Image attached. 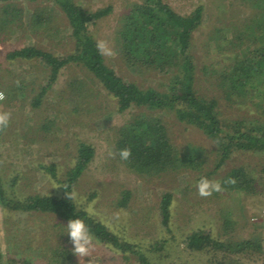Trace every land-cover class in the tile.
Segmentation results:
<instances>
[{
	"label": "rangeland",
	"instance_id": "1",
	"mask_svg": "<svg viewBox=\"0 0 264 264\" xmlns=\"http://www.w3.org/2000/svg\"><path fill=\"white\" fill-rule=\"evenodd\" d=\"M74 1L91 11L112 5L110 13L89 23L96 40L109 50L103 52L106 62L125 79L142 87L163 88L166 81L163 73L132 66L119 53L121 17L133 3L141 0ZM164 1L181 14H189L199 5L204 8L202 22L191 39L197 92L218 97L226 121L259 117L256 102L260 97L254 94L250 99L231 102L218 80L210 75L212 68H220L235 53L252 54L255 48L264 46V32L258 30L255 34L247 27L256 25L251 18L259 9L250 0ZM15 2L21 12L10 28L0 32V89L6 95L0 102V114L8 113L7 125L0 133V177L8 195L17 198L35 193L62 196L61 181L76 163L79 144L87 142L94 146L95 155L74 185L75 201L105 223L108 230L138 244L152 264H219L214 262L213 251L186 247V234L200 227L211 228L213 235L221 239L264 235V150H235L213 171L219 158L216 142L197 126L159 108L154 113L167 124L174 143L184 151H191L192 145L198 147L204 164L141 176L120 161L114 144L117 129L143 108L135 105L119 111L117 99L85 66L76 62L63 67L42 96L40 105H33L49 82L51 69L35 57L8 58L7 53L35 45L63 55L74 50L75 42L68 18L56 3L47 0ZM37 6L44 8L51 19L32 25L29 16ZM51 163L56 168L55 176L41 166ZM241 164L248 166L257 177L256 192L231 190L220 185L218 190L201 193L198 186L201 178L220 184L232 167ZM13 177L17 180L12 186ZM126 190L130 195L127 205H123L121 200ZM165 192L173 194L168 225L162 221L160 206ZM226 213L235 221L227 233L222 223V215ZM64 224L66 222L51 212H23L0 204V251L4 254V264H8L9 257L28 258L35 264H131L120 251L95 236V247L89 254L91 259L79 258ZM60 245L71 249L63 262L53 252ZM242 260L246 264H264V253H254ZM10 264L15 263L10 261Z\"/></svg>",
	"mask_w": 264,
	"mask_h": 264
},
{
	"label": "trees",
	"instance_id": "2",
	"mask_svg": "<svg viewBox=\"0 0 264 264\" xmlns=\"http://www.w3.org/2000/svg\"><path fill=\"white\" fill-rule=\"evenodd\" d=\"M15 1L0 0V32L10 28L21 12V7ZM47 1L56 3L67 16L75 46L72 52L63 55H56L35 45H25L7 53L8 58L35 57L50 67V80L38 93L33 105H40L42 96L57 79L60 70L67 64L76 62L85 66L117 99L119 111H126L135 105L143 108L117 129L114 144L120 161L141 176H153L163 171L172 172L182 167H200L204 164L205 159L197 152L198 147L192 145L191 151H184L174 143L167 124L154 113L159 108L174 113L180 121L197 126L216 142L219 158L213 171L230 158L235 150H264V46L255 48L252 54L235 53L220 68H212L210 75L218 80V85L229 101L239 102L238 99H250L255 95L260 97L256 102L259 117L226 121L222 117L218 97H207L198 93L195 88L196 65L191 53V39L193 31L202 22V5L189 14H181L164 0H141L133 3L122 15L118 25L121 57L144 71L157 69L163 73L166 81L162 84L163 88H159L142 87L135 81L125 79L106 62L98 41L89 29V23L110 13L112 5L91 11L74 0ZM250 2L259 10L251 18L256 25L249 24L247 27L255 34L258 30L264 32V0ZM49 19L51 17L45 13L44 8L38 6L29 16L32 25L45 23ZM6 125L7 123L0 124V133ZM123 148L130 149L127 159L120 156ZM94 155L95 148L92 144H79L76 163L61 181L64 188L62 196L35 193L22 198L13 197L8 195L0 177V204L4 208L23 212H51L64 222L78 216L99 241L120 251L131 264H152L150 257L138 244L108 230L105 223L98 221L88 210L68 197ZM41 166L56 175L54 163ZM16 180L17 177H13L12 186ZM257 181L252 170L241 164L232 167L220 185L231 190L254 193ZM129 195L130 191L126 190L121 200L123 205H127ZM172 195L171 192H165L161 200L162 221L166 225L170 222ZM222 220L224 231L230 232L235 221L228 213L222 215ZM185 244L190 250L213 251L214 262L219 264H246L243 257L264 253V235L221 239L213 235L211 228L194 229L186 234ZM53 252L63 262L71 249L60 245ZM218 252L222 254L218 256ZM3 257L4 254L0 251V264H4ZM8 259V264L10 261L15 264H35L28 258Z\"/></svg>",
	"mask_w": 264,
	"mask_h": 264
},
{
	"label": "clouds",
	"instance_id": "3",
	"mask_svg": "<svg viewBox=\"0 0 264 264\" xmlns=\"http://www.w3.org/2000/svg\"><path fill=\"white\" fill-rule=\"evenodd\" d=\"M98 47L101 49L102 52L106 53L109 51L105 47L103 42H98ZM7 121L8 113L0 114V124H6ZM129 155L130 149H121V158L127 159ZM198 186L202 194H207V192L211 189L218 190L220 188V184L218 182L210 181L207 178H201V180L198 182ZM68 197L74 202L77 199V194L73 192L71 195H68ZM64 225L66 228L65 233L72 241L74 253H76L79 258L90 257L89 254L91 250L95 247V237L90 231L85 221L82 218L76 216L68 219L66 224Z\"/></svg>",
	"mask_w": 264,
	"mask_h": 264
},
{
	"label": "built area",
	"instance_id": "4",
	"mask_svg": "<svg viewBox=\"0 0 264 264\" xmlns=\"http://www.w3.org/2000/svg\"><path fill=\"white\" fill-rule=\"evenodd\" d=\"M5 96H6L5 92L2 89H0V102L5 99Z\"/></svg>",
	"mask_w": 264,
	"mask_h": 264
}]
</instances>
